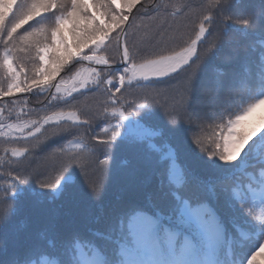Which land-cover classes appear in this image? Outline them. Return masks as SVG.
<instances>
[{
	"label": "snow or ice",
	"instance_id": "obj_1",
	"mask_svg": "<svg viewBox=\"0 0 264 264\" xmlns=\"http://www.w3.org/2000/svg\"><path fill=\"white\" fill-rule=\"evenodd\" d=\"M261 105L264 0H0V264H264Z\"/></svg>",
	"mask_w": 264,
	"mask_h": 264
},
{
	"label": "trees",
	"instance_id": "obj_2",
	"mask_svg": "<svg viewBox=\"0 0 264 264\" xmlns=\"http://www.w3.org/2000/svg\"><path fill=\"white\" fill-rule=\"evenodd\" d=\"M245 2L246 3L258 4L259 3V0H245ZM234 38L236 40H239V41H242V42L246 40V37L244 35H242L241 33H239V32L234 34ZM35 104H36V98L33 97L31 99V103L27 107L32 108L33 106H35ZM16 111H20V106L19 105L17 106ZM21 118L22 119H27V118H33V117L31 116V117H21ZM261 118H264V105L259 106L255 110V112L253 113V115L249 118V120L250 121H254V122H258ZM96 131L99 132V129H96ZM74 138L75 139H78V140H80L82 142H85V143L87 142V140L84 139L83 137H81L80 135H77ZM56 146L57 145H53V147H56ZM4 147H10V145L5 144L4 141H3V139L0 138V155H3V148ZM112 190H113V194H111L110 196H108L109 199H111L112 195H114V197L116 195H118L117 193H115V187H113ZM57 201H58V202H56L57 204L61 203L60 202L61 200H59V198H57ZM257 211H259V209H257ZM22 219H23V217H20L19 218V220H21V221H22Z\"/></svg>",
	"mask_w": 264,
	"mask_h": 264
},
{
	"label": "rangeland",
	"instance_id": "obj_3",
	"mask_svg": "<svg viewBox=\"0 0 264 264\" xmlns=\"http://www.w3.org/2000/svg\"><path fill=\"white\" fill-rule=\"evenodd\" d=\"M119 3H120V0H117V5H119ZM21 55L23 56L24 54H21ZM25 59L30 60V57H25ZM28 108L30 109V107H28ZM32 117L33 118H36V114L33 113L32 114ZM217 123H218V121H217ZM83 131H84V129H82V128L79 129V132H78L77 135H80L81 137H83L84 139L87 140V138L83 135ZM211 131H212V121H206L205 124H204V132L206 134L210 135L211 134ZM101 158H103V157H101ZM110 163H112L111 160H110ZM115 164L118 165V166H120V167H123L124 166L123 165V157H121L120 159H118L115 162ZM54 175L55 174H53V176ZM120 186L121 185L116 180H113L112 185L110 184V190H109L108 196H110L111 194H113V190H112L113 187H115V193L119 194V188H120ZM107 198H109V197H107ZM114 198H115L114 195H112L111 199H114ZM62 199H63L62 197L59 198V200H61V201H62ZM56 202H58V201L56 200ZM39 207H42V206H38V208L36 209L37 211H38ZM22 217H23L22 221H24L26 223H29V224L31 223V217L30 216H28V217L22 216ZM259 260H261V258H258V261Z\"/></svg>",
	"mask_w": 264,
	"mask_h": 264
}]
</instances>
